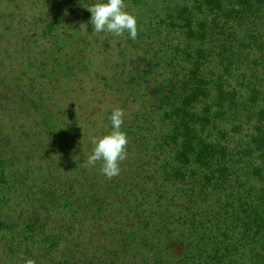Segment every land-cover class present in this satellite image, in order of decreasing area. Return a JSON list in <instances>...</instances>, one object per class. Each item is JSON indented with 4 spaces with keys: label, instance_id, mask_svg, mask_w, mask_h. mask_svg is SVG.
Returning <instances> with one entry per match:
<instances>
[{
    "label": "trees",
    "instance_id": "1",
    "mask_svg": "<svg viewBox=\"0 0 264 264\" xmlns=\"http://www.w3.org/2000/svg\"><path fill=\"white\" fill-rule=\"evenodd\" d=\"M97 2L0 0V264H264V0Z\"/></svg>",
    "mask_w": 264,
    "mask_h": 264
},
{
    "label": "clouds",
    "instance_id": "2",
    "mask_svg": "<svg viewBox=\"0 0 264 264\" xmlns=\"http://www.w3.org/2000/svg\"><path fill=\"white\" fill-rule=\"evenodd\" d=\"M91 13V24L95 33L108 32L122 36L125 32L134 40L138 35L137 18L126 11L124 0H106L86 7ZM124 111L113 110L110 120L112 131L99 139H94V148L88 156L87 165L93 166L102 162V173L112 179L121 172L120 163L127 158V134L121 130L124 123ZM26 264H35L34 259H27Z\"/></svg>",
    "mask_w": 264,
    "mask_h": 264
}]
</instances>
